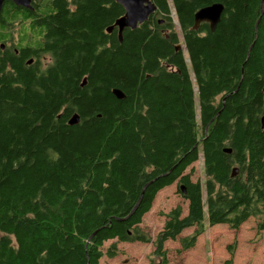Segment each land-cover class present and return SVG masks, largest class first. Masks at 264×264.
<instances>
[{"label": "trees", "instance_id": "1", "mask_svg": "<svg viewBox=\"0 0 264 264\" xmlns=\"http://www.w3.org/2000/svg\"><path fill=\"white\" fill-rule=\"evenodd\" d=\"M98 1L49 22L48 40L39 43L53 52L49 76L34 79L14 64L21 87L11 75L1 83L0 264H100L113 240L153 243L159 264H168L165 243L187 229L195 230L179 238V252L195 246L205 224L238 230L254 218L257 234L264 232V1L171 0L193 62L197 105L185 64L171 50L179 35L168 0H157L168 16L166 38L141 28L111 48L95 25L116 12L102 11ZM218 2L230 19L212 35L203 26V36H194L192 11ZM162 59L182 74L166 73ZM220 94L224 104L215 102ZM74 110L81 120L69 126ZM199 160L204 179L193 182L186 171ZM175 182L188 213L171 210L152 240L142 219ZM115 244L109 258L117 256ZM227 249L224 264H233L235 244Z\"/></svg>", "mask_w": 264, "mask_h": 264}, {"label": "flooded vegetation", "instance_id": "2", "mask_svg": "<svg viewBox=\"0 0 264 264\" xmlns=\"http://www.w3.org/2000/svg\"><path fill=\"white\" fill-rule=\"evenodd\" d=\"M28 1V6H24L23 4H15L11 0H4L2 3L0 9V84L6 82L7 76L11 75L15 82L14 85H19L18 87H21V85L17 84V82L20 83V81H22L24 77L22 75L18 76L19 72L17 68L21 71V73H28L29 76L32 75L34 79H37L40 75L45 77L49 76L46 73L47 70L52 67L53 52L51 50H44L39 46L40 42L42 44H45V42L48 40L49 34L47 30L49 27V22L55 21L56 19H58L57 17L65 15H74L78 13L77 9L81 7V4L87 3L89 0ZM178 1H182L184 3H191L192 1L196 0ZM98 3L102 11L106 13L116 12V15L113 18L109 19L110 22H108L106 25H95L98 32L97 36L99 37L100 42L105 43L106 48H111V46H114L115 44H122L124 36L126 37L128 33L131 34L141 28H147L152 31H158L164 38L167 37V32L163 27L168 20V16L164 13L161 5L157 0H147V2L143 3L144 7H146L148 3H151L155 8L154 12L150 14L147 20H145L142 24L138 23L135 29L125 28L122 32V41H120L119 38V28L118 26H116V22L125 16V8L120 5L117 0H100L98 1ZM168 3L171 7L170 17L172 19L173 24L176 26V31L179 35L177 36V42L172 45L171 50L174 55H179L174 60H176L177 58H181L185 64L192 85L194 103L195 105H197L199 104V88L196 82L194 81L193 62L190 61L186 39L183 36L184 31L181 27L176 10L175 8H172L171 0H168ZM213 4L216 3L203 6L200 9L211 6ZM218 4L223 5V11L221 13L220 22L214 32L211 31L210 25L208 23H201L197 29H194V16L196 12L200 9L195 12L192 11V26L190 29L194 31L193 34H196L194 36H203V34L200 33L201 27L203 26H206L209 30V33H211L212 35L217 31L219 27L223 25L224 21H227L228 16L230 19L232 13H230L229 15V7L219 2ZM8 15H10V17L17 16V18H15V20H10ZM181 23L183 26H188L190 24L189 21L184 19L183 17L181 18ZM56 27L60 28L58 26ZM71 28L79 27L65 26L63 27V30L68 31ZM44 32H46V34ZM100 32H102L103 35H101ZM160 61H162L161 64L164 67V71L166 73L172 74L178 72V75L182 74L180 71H177L176 68L167 64V61H169L168 59H162ZM14 64L17 68H13ZM147 78H149V76H147ZM1 86L2 84L0 85V87ZM80 86H87L86 77L83 78ZM221 96L222 94L216 96V104L224 102V100H221ZM75 114L78 115L80 122L81 117L76 110H74L73 113L71 111L70 118ZM260 128L264 130V126L262 125V119ZM223 151L228 155L233 153L231 147H225L223 148ZM173 185L177 187L179 193L181 194V196H183L182 184H180L179 182H175Z\"/></svg>", "mask_w": 264, "mask_h": 264}, {"label": "rangeland", "instance_id": "3", "mask_svg": "<svg viewBox=\"0 0 264 264\" xmlns=\"http://www.w3.org/2000/svg\"><path fill=\"white\" fill-rule=\"evenodd\" d=\"M193 182L203 180V160L193 164L187 171ZM180 207L183 216L188 213V202L181 196L177 187L172 185L159 191L152 207L142 219L140 227L150 235L152 240L162 230L168 213ZM256 220L251 218L238 230H232L221 224L210 227L205 224L204 233L197 239L195 246L187 251L179 252V238L190 236L194 228L182 232L176 241H168L164 248L167 252L168 264H224L230 259L228 246L235 244L233 264H264V233L257 234ZM108 241L103 246L104 256L100 264H149L150 260L160 263L154 256L153 243H116ZM115 244L117 256L109 258L107 250Z\"/></svg>", "mask_w": 264, "mask_h": 264}, {"label": "water", "instance_id": "4", "mask_svg": "<svg viewBox=\"0 0 264 264\" xmlns=\"http://www.w3.org/2000/svg\"><path fill=\"white\" fill-rule=\"evenodd\" d=\"M3 1L4 0H0V9ZM11 1H13L15 4H23L24 6H28L29 3L28 0H11ZM117 2L120 5H122L126 10L125 16L116 22V26H118L119 28V38L120 41H122L123 30L125 28L135 29L138 23L142 24L145 20H147L148 16L154 12L155 8L151 3H148V5L144 7L143 3L147 2V0H117ZM222 11H223V5L218 3L200 9L199 11L196 12L194 16V22H195L194 29H197L201 23H208L210 25L211 31L214 32L217 25L220 22ZM258 22L256 24V29L258 27ZM112 94L116 97L117 100H124L125 98V95L118 89H113ZM78 123H79V117L76 114L73 115L68 120L69 126H75ZM262 125L264 126V117L262 118ZM236 174H237V170L235 169L232 173V176ZM150 184L151 183H148L143 187L138 202L136 203L130 214H134L137 211L143 199L145 190ZM184 192L185 190L183 189L182 193Z\"/></svg>", "mask_w": 264, "mask_h": 264}, {"label": "crops", "instance_id": "5", "mask_svg": "<svg viewBox=\"0 0 264 264\" xmlns=\"http://www.w3.org/2000/svg\"><path fill=\"white\" fill-rule=\"evenodd\" d=\"M247 222H245L244 224H246ZM255 225H256V223H255ZM262 234L264 233V232H261Z\"/></svg>", "mask_w": 264, "mask_h": 264}, {"label": "bare ground", "instance_id": "6", "mask_svg": "<svg viewBox=\"0 0 264 264\" xmlns=\"http://www.w3.org/2000/svg\"><path fill=\"white\" fill-rule=\"evenodd\" d=\"M113 91V90H112ZM123 93V92H122ZM124 94V93H123ZM125 95V94H124ZM114 96V95H113Z\"/></svg>", "mask_w": 264, "mask_h": 264}]
</instances>
